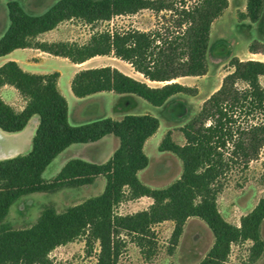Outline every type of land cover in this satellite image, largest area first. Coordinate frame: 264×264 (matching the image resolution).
Returning <instances> with one entry per match:
<instances>
[{"label": "trees", "instance_id": "1", "mask_svg": "<svg viewBox=\"0 0 264 264\" xmlns=\"http://www.w3.org/2000/svg\"><path fill=\"white\" fill-rule=\"evenodd\" d=\"M7 7L10 25L0 38V58L27 48L73 64L98 56L114 57L131 65L144 80L110 65L83 69L72 81L74 95L132 94L162 107L175 95L199 94L197 87L179 80L208 74L213 24L229 8V0H199L195 4L188 0H59L42 14L27 12L17 1H10ZM142 10L157 16L149 31L107 29L94 33L83 45L37 40L65 22L77 20L94 26ZM263 12L264 0H247L246 11L238 13V20L257 23ZM248 52L264 56V42L253 40ZM229 67L219 89L181 128L185 144L176 143L172 132L161 142L160 152L178 157L183 171L168 187L153 189L141 181L139 173L149 166L144 147L160 128L158 118L126 115L120 120L104 118L73 126L68 102L58 89L59 72L31 74L16 61L1 65L0 131L19 133L33 116H38L40 123L28 154L0 160V264H53L50 254L56 248L80 238L85 239L89 256L99 245L95 264H118L127 243L122 237H132L141 251L150 255L156 245L155 225L174 222L171 241L177 246L191 217L204 221L215 239L199 264H226L232 246L239 242L253 244L247 264L261 259L264 197L241 218L240 226L222 216L218 197L231 176L249 170L264 150V60L235 57ZM6 85L26 99L23 111L3 100L1 90ZM108 135L119 140L109 161L94 164L71 159L53 180L43 179L49 165L71 145L94 143ZM99 177L106 179V186L96 197L64 212L47 206L29 228L14 229L5 222L12 206L24 196L91 185ZM142 197L153 199L147 210L129 215L116 212L122 203Z\"/></svg>", "mask_w": 264, "mask_h": 264}, {"label": "rangeland", "instance_id": "2", "mask_svg": "<svg viewBox=\"0 0 264 264\" xmlns=\"http://www.w3.org/2000/svg\"><path fill=\"white\" fill-rule=\"evenodd\" d=\"M19 2L27 12L42 14L59 0H0V38L10 25L7 4ZM195 4L199 0H188ZM246 0H229V8L222 17L213 24L209 47V72L203 77H190L179 80L180 83L197 87L199 94L195 97L178 94L170 98L162 107H155L144 99L132 95L105 93L92 96L86 100H70V124L84 125L99 119L112 118L120 120L126 115L150 114L160 120V128L145 145V153L149 158V166L139 178L153 189H164L181 177L183 167L178 157L170 152H160L159 146L168 132H172L173 140L185 144L181 128L184 127L201 109L208 99L222 84L224 77L230 72V61L238 57L241 60L260 59L262 56L249 54L248 46L253 40L264 42V19L254 24L249 21L240 22L238 13L246 11ZM157 16L150 10H142L135 15L116 17L111 22H102L94 26L85 25L81 21H70L61 24L58 30L46 36L51 43L86 44L94 33L104 30L136 29L149 31L154 28ZM41 42V41H39ZM14 56L23 55L22 49ZM4 58L0 59V66ZM13 61V60H12ZM4 65V64H3ZM113 66L132 77L143 81V76L136 73L131 65L114 57L98 56L82 68ZM37 71L62 74L61 89L67 91V84L75 70L70 60L60 57L42 59ZM264 86V78L261 79ZM158 86V84H152ZM31 128L22 133L1 132L0 160L26 155L32 149L33 137L29 136ZM111 141H103L99 145L75 144L68 151L55 159L43 174L46 181L53 180L71 159H95L105 162V157L119 144V140L110 136ZM92 188H65L57 193H33L19 199L11 208L6 223L14 229L29 228L34 225L41 212L47 206H54L58 212H64L71 206L100 195L106 186L102 178ZM264 197V150L258 160L251 163L249 170L233 174L223 192L218 197V208L222 216L231 224L240 226L241 218L251 212L261 198ZM149 206L140 200L127 201L116 209L120 215L134 214L147 210ZM175 223L166 221L153 227L156 234V245L152 254L143 253L132 237H122L126 247L118 264H199L207 256L214 244V236L204 221L197 217L187 220L183 235L177 246L172 244ZM264 239V224L262 228ZM252 242H239L232 246L226 264H247L249 262ZM148 250V249H147ZM99 245L95 247L93 256L86 252V242L80 238L75 242L56 248L50 254L53 264H95ZM254 264H264V255Z\"/></svg>", "mask_w": 264, "mask_h": 264}, {"label": "crops", "instance_id": "3", "mask_svg": "<svg viewBox=\"0 0 264 264\" xmlns=\"http://www.w3.org/2000/svg\"><path fill=\"white\" fill-rule=\"evenodd\" d=\"M246 2H247V0H246ZM246 4H247V3H246ZM263 19H264V12H263V15H262L260 21L257 22V23H254V24H258V23H260ZM244 22H245V21H244ZM60 26H61V25H59V26H58L55 30H53V31H50V32L45 33V34H41V35L37 38V40H38V41H41V42H48V43H51V41L48 40V39L45 38V37L48 36V35H51L54 31L58 30ZM19 50H20V49H19ZM19 50H16V51H14V52L11 53V54H9V55H7V56H5V57H2V58H4V60H3V64L7 63L8 61H12V60H13V61H16V62L20 65V67H21L24 71H26V72H28V73H31V74H51V73H45V72L37 71V69L40 68L39 64H40V62H41L42 59H45V58H47V57H49V56H50V57H56V56H53V55H51V54H49V53H46V52H43V51H41V50H39V49H34V48L22 49V51H23V53H24L23 55H20V56H14L16 53H18L17 51H19ZM262 57H264V56H262ZM2 58H0V59H2ZM60 58H63V57H60ZM95 58H96V57H95ZM95 58H92V59L89 60V61H92V60L95 59ZM64 59H66V58H64ZM68 60H69V59H68ZM89 61H87V62H85V63H83V64H75V66H78V67H81V68H79L78 70H75V72L72 74L71 79L69 80V82H68V84H67V91H66L65 93H64V91L61 89L62 74L60 73V78H59V80H58V89H59L60 93L66 98V100H67V102H68V106H69V122H70V100L77 101V100H75V98L78 99V100H86V99H89V98H91L92 96H95V95L105 94V93H99V94H95V95H92V96H89V97H86V98H78V97H76V96L74 95V93H73V91H72V81H73V79H74L75 74H76L78 71H80V70L87 69V68H82V67H84V65H85L86 63H88ZM3 64H1V65H3ZM96 68H97V67H96ZM89 69H91V68H89ZM124 73H125V72H124ZM125 74H127V73H125ZM127 75H129V74H127ZM140 75H141V74H140ZM129 76H131V75H129ZM1 95H2L3 100H4L7 104L11 105L16 111L21 112V111L24 110L27 101H26L25 98H23V97L20 95V93L18 92V90L15 89L14 87H12V86H10V85H6V86H4V87L2 88V90H1ZM124 95H125V94H124ZM122 118H123V117H122ZM122 118H121V119H122ZM39 123H40V119H39V117H38V116H33V117L31 118V120L29 121L27 127H26L23 131H21V132H19V133H22V132H24V131H27L28 129L31 128V131L29 132V136L34 138V136H35V134H36V131H37V128H38V126H39ZM71 125H72V124H71ZM73 126H74V125H73ZM4 133H5V132H4ZM110 136H113V135L105 136L104 138H102L101 140H99V141H97V142H94V143H88V144L99 145V144L102 143L103 141H107V142H108V141H111ZM146 143H147V142H146ZM74 145H75V144H74ZM145 145H146V144H145ZM72 146H73V145H71L69 148H67L63 153H65L66 151H68ZM118 147H119V144H118L117 146H115V147L111 150V153H109V154L107 155V157H105V159H104V160H106L105 162L97 161V160H95V159H90V160H89V159H85V158H82V159L85 160V161H88V162H90V163H94V164H104V163H106L107 161H109V160L112 158L114 152L117 150ZM144 150H145V147H144ZM63 153H61L60 155H62ZM60 155H59V156H60ZM59 156H58V157H59ZM14 157H16V156H14ZM58 157H57V158H58ZM57 158H56V159H57ZM65 165H66V164H65ZM65 165H64V166H65ZM141 172H142V171H141ZM141 172H140V173H141ZM140 173H139V174H140ZM102 178H104V177H102ZM100 179H101V177L97 178L93 184H91V185H87V186H83V187H79V189L81 188V189L84 190V189H86V188H90V187L92 188L94 185H97L98 181H101ZM137 200H140V201L145 202L149 207L153 204V199H151V198H149V197H142V198L137 199Z\"/></svg>", "mask_w": 264, "mask_h": 264}, {"label": "bare ground", "instance_id": "4", "mask_svg": "<svg viewBox=\"0 0 264 264\" xmlns=\"http://www.w3.org/2000/svg\"><path fill=\"white\" fill-rule=\"evenodd\" d=\"M2 136H1V131H0V138H1Z\"/></svg>", "mask_w": 264, "mask_h": 264}]
</instances>
